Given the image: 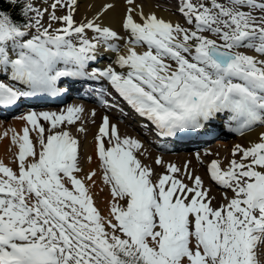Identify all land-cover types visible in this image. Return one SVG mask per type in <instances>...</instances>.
<instances>
[{"label": "snow or ice", "instance_id": "snow-or-ice-1", "mask_svg": "<svg viewBox=\"0 0 264 264\" xmlns=\"http://www.w3.org/2000/svg\"><path fill=\"white\" fill-rule=\"evenodd\" d=\"M4 3L20 19L0 7V73L10 71L26 90L0 80V106L54 94L60 78L90 75L107 80L160 135L198 129L220 113H230V130L241 134L264 125V0H182L191 27L142 9L137 22L135 0H126L124 54L114 43L123 38L97 23L112 3L79 24L78 0H51L43 9L33 0ZM58 8L67 14L57 16ZM102 47L116 53L115 67L86 73ZM82 112L29 111L20 117L22 133L11 130L19 172L0 163V264H264V133L248 147L236 145L227 167L211 161V179L232 192L213 207L188 164L191 186L175 165L153 180L136 156L141 142L121 137L104 116L95 151L113 201L106 218L78 178L79 141L65 130Z\"/></svg>", "mask_w": 264, "mask_h": 264}, {"label": "bare ground", "instance_id": "bare-ground-1", "mask_svg": "<svg viewBox=\"0 0 264 264\" xmlns=\"http://www.w3.org/2000/svg\"><path fill=\"white\" fill-rule=\"evenodd\" d=\"M164 1L165 0H158V1L152 2L151 0H136L135 4L137 3L141 4V6H143L144 11L147 15L155 14L157 17L163 18L166 21H170L172 23H179L181 21V18L177 14L175 13L171 14L165 8L158 7L160 3ZM105 3H112L114 5V8L110 10L109 12H107L106 14H103L101 18L97 20V23H102L104 26H108L110 28L119 30L121 26V22L124 18V11H126L128 7L126 0H78V7L76 11L77 21L84 22L86 20L93 19L94 17L97 16V14L100 12L102 5ZM167 3L170 6H173L175 4L174 0H167ZM154 4L157 6L155 7ZM133 16L136 17L135 20L137 22H141L140 18L137 17V11L133 13ZM248 55H251V53L249 52ZM125 107L130 109L128 104H126ZM98 116L100 117V113H97L96 117L94 118L90 117L88 122L92 120H94L95 122L94 123L89 122L87 126L84 127V132L79 133L80 138H78L77 140L79 142H82L83 147H82V150L79 149V158H81L82 163L80 164L81 172L78 175L82 178H86L89 173L91 172L96 173V175L93 177L94 186L92 187L93 190L95 191L94 197H96L95 198L96 204L100 208L101 214H105L107 215V217H109V211H107V209L111 207V204L113 202L112 196L110 192L108 191L104 183V180L102 178V174H101L102 168L100 166V161L98 160L97 155H96L95 142L91 140L93 135L95 136L97 134L99 126L102 123L101 122L99 124H96L99 120ZM110 122L114 124L113 120H110ZM15 124L19 125V127L24 126L23 122L19 123V120H16ZM117 127H118L119 134L121 135V137H132L141 142L142 148L138 152H136V156L140 161L144 162L145 166H148V165L150 166V168L153 171V177H152L153 180H156L159 177V175L165 174L168 166L172 165L174 162H181L185 158L192 159L190 153H189L190 156L187 154H184L182 156L181 155L173 156L170 154H165L163 157L158 158L161 161V163L157 164L156 163L157 158L155 157V155L151 151L144 148L146 147V145L143 144V138H141V136L135 134L132 130H130L126 126V124H119L117 125ZM0 129H1V126H0ZM22 129L23 127L15 131L17 133H22ZM261 133H264V126L255 128L249 134H246V133L239 134V132H236L237 135L239 134L236 141L227 142L226 140H224L225 139L224 137H219L217 140L212 141L210 144V148L205 151L206 152L213 151L214 153L219 152L221 157L225 155L226 156L225 159H227L228 149L232 151L233 148L238 144L243 147H248L252 143L258 142V138ZM31 139L33 140V143L35 144L36 143L35 133L31 134ZM0 144H2L0 148V163H3L5 166L10 167L13 171L18 173L19 172L18 161H17L18 146L11 144V142L7 141L6 139L1 140ZM10 147L13 149V151H15L14 152L15 157L13 156V152L11 151ZM220 147H227L228 149L224 151L220 149ZM190 168L193 171L192 172L193 176H200L203 181L204 187L210 190L209 197L214 198L212 199V203L215 206L218 205L219 202L221 201V196L207 182L206 177L201 167L191 160ZM181 175L182 174L179 173V176ZM185 179L186 178H184V180ZM96 193L99 194L98 198L96 196ZM97 199L99 201H97Z\"/></svg>", "mask_w": 264, "mask_h": 264}, {"label": "rangeland", "instance_id": "rangeland-1", "mask_svg": "<svg viewBox=\"0 0 264 264\" xmlns=\"http://www.w3.org/2000/svg\"><path fill=\"white\" fill-rule=\"evenodd\" d=\"M125 12L126 11H124V16H125ZM170 12V11H169ZM252 51V50H251ZM250 51H248V53H249ZM253 53H254V51H252ZM257 128H259V127H257ZM89 129V128H88ZM87 129V130H88ZM2 139H0V141H1ZM225 140V139H224ZM11 142V141H10ZM3 144V143H2ZM2 144H0V148H1V146H2ZM11 144H12V142H11ZM81 144H82V142H81ZM82 147H83V145H82ZM11 148V147H10ZM221 149H222V147H220ZM222 150H224V151H226V149H222ZM11 151L13 152V156H14V152L15 151H13V149L11 148ZM94 154V153H93ZM15 157V156H14ZM200 165V164H199ZM202 166V165H201ZM184 172V170L183 169H181V172L180 173H183ZM177 175H179V173H177ZM98 195L99 194H97L96 193V196H97V198H98ZM96 198V197H95ZM97 201H99L98 199H97ZM110 210V207L107 209V211H109ZM103 217H106L107 218V215H105V214H101Z\"/></svg>", "mask_w": 264, "mask_h": 264}, {"label": "trees", "instance_id": "trees-1", "mask_svg": "<svg viewBox=\"0 0 264 264\" xmlns=\"http://www.w3.org/2000/svg\"><path fill=\"white\" fill-rule=\"evenodd\" d=\"M0 7L4 8L5 10H8L9 9V6L6 3H4V0H0ZM11 12L13 13V15H14L15 18H17V19L19 18L17 16L15 10L11 9Z\"/></svg>", "mask_w": 264, "mask_h": 264}]
</instances>
